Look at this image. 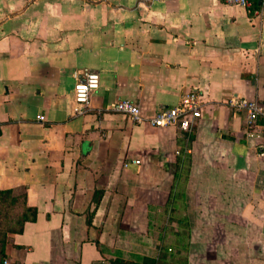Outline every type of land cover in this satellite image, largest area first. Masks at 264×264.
Instances as JSON below:
<instances>
[{"label": "crops", "instance_id": "1", "mask_svg": "<svg viewBox=\"0 0 264 264\" xmlns=\"http://www.w3.org/2000/svg\"><path fill=\"white\" fill-rule=\"evenodd\" d=\"M189 91L191 132L113 110L150 119ZM233 97L264 105L262 0H0V190L38 212L7 264H264V116L249 129Z\"/></svg>", "mask_w": 264, "mask_h": 264}, {"label": "built area", "instance_id": "2", "mask_svg": "<svg viewBox=\"0 0 264 264\" xmlns=\"http://www.w3.org/2000/svg\"><path fill=\"white\" fill-rule=\"evenodd\" d=\"M227 5L249 8L251 0H224ZM264 10V0H262ZM100 75L95 72H90L85 75L82 80H79L74 87L76 115H84L88 111L90 97L93 92L99 89ZM228 105L237 113H244L246 116V124L249 129H253L258 120L264 116V105L256 100H249L244 97H233L228 101ZM115 112L128 116L132 121L138 124L149 123L150 125L162 127H174L178 130L191 132L197 121L203 117L206 110V103L202 94L196 91H189L181 97L178 106L172 108L160 109L154 117L150 119L144 118L139 106L129 100H120L113 105ZM40 121H44V116H38ZM139 159H131L124 166L132 164H140ZM4 264H7L4 261Z\"/></svg>", "mask_w": 264, "mask_h": 264}, {"label": "trees", "instance_id": "3", "mask_svg": "<svg viewBox=\"0 0 264 264\" xmlns=\"http://www.w3.org/2000/svg\"><path fill=\"white\" fill-rule=\"evenodd\" d=\"M102 196V192L100 191H96L95 195H94V204L98 205L100 202ZM22 204H25V200H26V195L23 193L22 194ZM9 202V204L11 205H15L18 202V197L13 196L12 191L11 190H0V207H2L3 205H7ZM94 214V211L90 212L88 215V224H91V219L92 216ZM37 216H38V212L36 208H32V207H24V210L17 222V228L13 229H9L7 232L2 233V237L0 238V264L3 263L6 260V244L8 242V234H21L23 232V228L25 223L27 222H36L37 221ZM111 264H157V259L155 258H149L146 257L142 260V262H133V261H126L124 259L121 258H112L110 260Z\"/></svg>", "mask_w": 264, "mask_h": 264}, {"label": "rangeland", "instance_id": "4", "mask_svg": "<svg viewBox=\"0 0 264 264\" xmlns=\"http://www.w3.org/2000/svg\"><path fill=\"white\" fill-rule=\"evenodd\" d=\"M22 192H18L13 196L18 197V202L15 205L8 204L0 207V238L2 237V233L7 232L9 229L17 228V222L24 210V206L22 204ZM13 235L11 233L8 234V238Z\"/></svg>", "mask_w": 264, "mask_h": 264}]
</instances>
